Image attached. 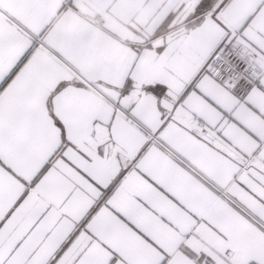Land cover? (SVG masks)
<instances>
[{
    "label": "snow or ice",
    "instance_id": "6c2138e0",
    "mask_svg": "<svg viewBox=\"0 0 264 264\" xmlns=\"http://www.w3.org/2000/svg\"><path fill=\"white\" fill-rule=\"evenodd\" d=\"M95 2L0 0V264H264V0Z\"/></svg>",
    "mask_w": 264,
    "mask_h": 264
},
{
    "label": "crops",
    "instance_id": "0c3cea01",
    "mask_svg": "<svg viewBox=\"0 0 264 264\" xmlns=\"http://www.w3.org/2000/svg\"><path fill=\"white\" fill-rule=\"evenodd\" d=\"M92 7L104 18L103 26L109 35L105 36L110 45L111 55L123 49L125 40L133 39L145 23L152 21L158 11L157 0H97Z\"/></svg>",
    "mask_w": 264,
    "mask_h": 264
},
{
    "label": "rangeland",
    "instance_id": "374dc122",
    "mask_svg": "<svg viewBox=\"0 0 264 264\" xmlns=\"http://www.w3.org/2000/svg\"><path fill=\"white\" fill-rule=\"evenodd\" d=\"M97 22L103 24L104 18L101 15H99Z\"/></svg>",
    "mask_w": 264,
    "mask_h": 264
}]
</instances>
